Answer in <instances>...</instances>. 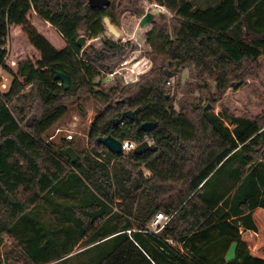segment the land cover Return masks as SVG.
<instances>
[{
    "label": "trees",
    "instance_id": "1",
    "mask_svg": "<svg viewBox=\"0 0 264 264\" xmlns=\"http://www.w3.org/2000/svg\"><path fill=\"white\" fill-rule=\"evenodd\" d=\"M133 1L110 0L106 8L94 9L89 0H0V64L13 78L8 92H0V236L71 174V181L89 188L78 210L91 221L85 226L75 214L81 230H94L117 200L139 222V231L130 235L133 223H122L121 217L108 233L100 230L97 237H112L110 248L91 264H264V256L252 252L254 238L244 235L255 236L263 226L256 217V210L264 213V197L257 199L262 176L245 169L264 165V109L247 117L224 107L235 127L230 130L205 112L207 105L177 111L166 91L175 73L189 67L213 77L221 93L256 78L264 55V0H222L203 10L192 0H147L174 14L171 25L160 14L146 36L152 69L137 82L119 77L97 82L98 64L108 55L79 47V33L98 38L105 32L104 18L118 26L113 10L136 6ZM8 39L10 53L3 49ZM105 46L121 49L111 41ZM57 72L68 76V90L55 80ZM80 95L105 109L90 126L91 151L72 163L42 138L67 115V102ZM137 109L141 123H158L155 130L143 131L127 119L114 123L119 113ZM32 113L35 118L27 125ZM109 135L123 143L150 139L157 150L117 155L97 141ZM223 174L239 181V188L234 213L220 216ZM21 189L35 191L28 205L19 198ZM94 208L99 210L89 215ZM159 212L172 215L171 221L159 235L143 233ZM238 216L249 222L247 229L232 222ZM234 242L239 244L236 260L227 263L225 255L216 263V249L229 250Z\"/></svg>",
    "mask_w": 264,
    "mask_h": 264
},
{
    "label": "rangeland",
    "instance_id": "2",
    "mask_svg": "<svg viewBox=\"0 0 264 264\" xmlns=\"http://www.w3.org/2000/svg\"><path fill=\"white\" fill-rule=\"evenodd\" d=\"M220 2L222 0H192L193 6L202 10L216 7ZM132 3L136 6L124 5L122 8L113 10L118 20L116 28L121 33L120 38H116L106 25L105 32L96 39H87L84 31L79 33L80 37L86 38L84 50L93 47L95 51L108 55L103 62L98 64L101 76L97 82L105 80V84H108L117 77L123 78L126 83L137 82L153 67L150 60L151 49L146 41V36L152 31L153 26L142 28L139 24L142 16L137 14L138 9L145 11L149 3L147 0L137 2L134 0ZM151 13L154 14L155 19L162 14L158 10H152ZM165 16L168 24L171 25L174 14L168 11ZM106 41L118 44L121 49L111 50L105 46ZM8 45L10 47L9 39ZM102 67H110L114 72L111 73ZM256 74V78L249 80L237 90L230 88L221 93L213 77L200 75L193 67H189L175 73V76L167 83L166 91L171 104L177 111L184 108L190 112L195 108L209 105L211 106L209 113L219 118L225 127L233 130L235 127L223 114L224 107L237 116L247 117H255L264 109V55L258 61ZM3 75L7 78V85L12 84V76L8 72ZM29 90L28 88L26 92ZM67 107V115L55 124L42 139L44 145L50 146L55 153L71 147L81 159L91 151L88 138L91 123L105 107L86 95L69 100ZM33 118L35 114H29L26 124L30 125ZM127 142L129 141H125ZM128 152L129 150L125 151V153ZM253 169H256L262 176V182L259 181L260 185L257 189V199L260 200L264 197V165L263 167L258 164L248 166L245 170L249 172ZM143 171L145 177L150 175L149 172ZM64 179V182L54 188L40 204L31 206L25 216L13 225L10 232H5L0 236V264H91L110 248L109 239L112 237L105 239L97 237L100 230L108 233L121 217L122 223H125L126 219L133 223V229L127 231L129 235L131 232L139 231V222L127 215L125 207H121L120 200L108 206V216L98 221L94 230H81L75 214L77 217L82 216L85 226L91 221L78 210V206L88 199L89 188L86 184L81 185L74 179L71 181V174ZM219 184V192L223 195V201L219 203L216 213L220 216L233 214L234 198L239 188V181L223 174ZM33 193H35L34 190L30 192L21 189L19 198L28 205ZM97 210L99 209H89V215L96 213ZM256 211V217L264 225V213L261 210ZM69 213L72 219L70 222L67 217ZM2 215L3 213L0 212V216ZM242 217L238 216L232 222L244 230L248 228L247 223L249 222L243 220ZM217 233V231L214 232V234ZM244 235L254 238L252 252H261L264 255V246L261 241L250 232ZM216 250V263H220L228 250L222 246Z\"/></svg>",
    "mask_w": 264,
    "mask_h": 264
},
{
    "label": "water",
    "instance_id": "3",
    "mask_svg": "<svg viewBox=\"0 0 264 264\" xmlns=\"http://www.w3.org/2000/svg\"><path fill=\"white\" fill-rule=\"evenodd\" d=\"M110 0H89V5L97 9L99 7L106 8L107 6L110 5ZM155 23V16L153 13L149 12L146 13L145 15L142 16L140 19V26L142 28H147L149 25H153ZM104 24L108 27L109 31L116 37L120 38L121 33L117 30V28L111 23L110 19L108 17L104 18ZM78 46L83 48L86 44V38L85 37H80L77 42ZM55 80L61 82L64 86L65 89H69V79L68 76L63 73V72H57L55 75ZM123 103L125 100L122 101ZM211 110V106H206L205 107V112H209ZM139 109L135 111H126L124 113H119L117 115V118L114 120L115 124H119L120 122L124 120H130L134 121L137 125H140V128L143 131L150 132L153 131L157 128L158 123L157 122H146V123H141L139 119ZM97 141L103 146L106 147V149L114 154L121 155L124 154L126 149H125V143L115 139L112 136H106V137H99ZM128 146H130V142L128 143ZM157 150V147L154 143H149L148 140H144L142 143L138 144L132 151L136 155H141L145 152H155ZM65 157H67L72 163H75L76 161L79 160V154L71 147L62 150L61 152ZM239 244L237 242H234L230 249L228 250L226 256H225V261L227 263L234 262L237 258V251H238Z\"/></svg>",
    "mask_w": 264,
    "mask_h": 264
},
{
    "label": "built area",
    "instance_id": "4",
    "mask_svg": "<svg viewBox=\"0 0 264 264\" xmlns=\"http://www.w3.org/2000/svg\"><path fill=\"white\" fill-rule=\"evenodd\" d=\"M152 10H158L163 14H166L168 10L164 6H160L156 3H149L148 6L146 7L145 14L151 12ZM144 14V15H145ZM3 49L9 53L10 47L8 45V40L6 41V44L3 46ZM4 73H7L4 64H0V92L1 93H6L10 89V85H7V78L3 75ZM71 139V137H68ZM149 141V143H153L152 140L146 139ZM128 143H125V149L132 151L138 144L130 142V146H128ZM172 215L166 214L164 212H159L157 213L153 219L150 221L149 225L147 226V231H142L143 233L149 232L155 235H159L166 225L171 221ZM131 234V233H130ZM166 242L169 245H173L174 242L172 239H167Z\"/></svg>",
    "mask_w": 264,
    "mask_h": 264
},
{
    "label": "flooded vegetation",
    "instance_id": "5",
    "mask_svg": "<svg viewBox=\"0 0 264 264\" xmlns=\"http://www.w3.org/2000/svg\"><path fill=\"white\" fill-rule=\"evenodd\" d=\"M261 228V233L259 232L258 234H256L255 236L258 238L259 241H261V243L264 242V225L260 226ZM260 243V244H261ZM264 246V243L262 244ZM261 253V252H260ZM263 255V254H262ZM264 256V255H263Z\"/></svg>",
    "mask_w": 264,
    "mask_h": 264
},
{
    "label": "crops",
    "instance_id": "6",
    "mask_svg": "<svg viewBox=\"0 0 264 264\" xmlns=\"http://www.w3.org/2000/svg\"><path fill=\"white\" fill-rule=\"evenodd\" d=\"M243 231V230H242Z\"/></svg>",
    "mask_w": 264,
    "mask_h": 264
}]
</instances>
